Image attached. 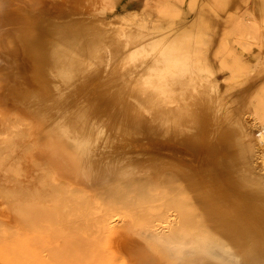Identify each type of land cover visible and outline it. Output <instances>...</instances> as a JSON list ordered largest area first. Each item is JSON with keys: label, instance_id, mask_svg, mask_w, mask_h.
Here are the masks:
<instances>
[{"label": "rangeland", "instance_id": "obj_1", "mask_svg": "<svg viewBox=\"0 0 264 264\" xmlns=\"http://www.w3.org/2000/svg\"><path fill=\"white\" fill-rule=\"evenodd\" d=\"M11 1H14L13 3L11 2L14 4L13 8L16 9L14 10H18L23 16L30 17L31 19L39 17V21L37 19L34 20L35 23L33 25L35 26L36 24L38 26H35V28H39L42 21L44 22L47 18L56 17V19L61 18L64 20L65 17H67V20L71 19L74 24L77 22L78 25H81L79 20L82 18H88L89 20H86L84 23L87 25V28L90 30L95 29L94 33L96 30L97 33L100 32V34L103 32V36L108 38L107 42L110 43V45H99L100 48H97L98 50L96 49L97 51H94V55H96L100 50L99 55L97 53V57L94 55L91 57L92 59L88 61L90 62V65L88 64L89 69H87V72L79 74L76 78L77 80H75L76 82L73 81L74 83L71 85L72 89L69 88L71 92L69 94L71 96H69L71 103L70 109L75 108L72 110L73 113L76 111L78 114L81 111V114H85L86 117L81 115V118L86 122L82 123L83 120L81 121L80 118L79 127H85L84 130L87 131V134L86 131L81 130L80 127L82 132L79 130L77 136L81 138V144L83 146L81 144L79 145L78 142H75V146L74 141L71 142L73 150L70 157L72 159V164L75 163L73 165L71 164L70 168L64 166L66 159L61 155V151V154H59V151H56L57 153L55 154H57V156L54 155L56 159H53L55 161L52 160V163L55 165L53 168L56 175L58 174L55 181L57 186L60 187L63 185L62 188L57 187L58 192L54 195V201H51V199V202L47 201L45 198L48 199L49 196L48 194L46 195V192H43L45 198H43V195H39L41 197L38 199L39 201H33L35 207H29L23 202L22 198L24 196L21 188L19 191L20 186H13L11 188L6 185L4 188V191H6H0V193L3 194L0 196L1 201H4L5 203L6 200V208H0V264H23L25 259H27L26 263L28 264H35L34 259H38L36 264H133L130 262L127 253H125L120 247L119 240L121 237L124 235L130 236L135 233L134 231L139 232L140 230V232L145 233L144 235L148 237L151 235L153 236L152 233H154V230H161L163 227L172 223L174 220L173 218H175L174 208H171L173 206V199H169L171 202L168 200L170 194H168L169 192H167V189L164 186L165 183L162 180L161 171H159L160 168L162 170V167L158 164V167L155 165L157 168L154 167V172V168L152 167L154 165L151 166L149 163L147 164L144 159V161L142 160V158H146L147 156L145 152H151L147 151L146 145L144 144L151 143V141L153 143L172 141L162 135L157 136L152 134L153 130L157 129V131H160L161 128L156 127L155 125H153V127L151 126V110L138 109L137 112L135 98H132L133 93H130L131 97L128 96L130 89H133L134 87H136V90L137 88H141V81H145L148 78L145 76L150 77V75H152L150 71L152 72L153 69L148 68L145 70V67L148 64L154 63L153 58H159L163 50H167V53L162 57L169 56V54L170 57L174 59H178L179 57L176 62V69L180 67L179 64L183 61V63L190 64L191 67L194 68L193 71H196L193 72V74H195L194 77L191 75L192 71L190 70L183 71L182 74L185 75L188 72L186 74L187 77L190 76V78L193 77L194 80L203 82L208 79L209 86L212 85V89L214 87L217 88L213 89V92L211 93L212 96H210L212 100L209 107L211 109L212 106L213 110L209 109L206 117H203L206 108L201 109L202 104H200L199 111L202 113L203 121L200 122L202 135H200L201 142L199 144V149L203 150L199 151V149H197V151H199V155L201 152L203 154L201 153L199 156L196 149H191V147L185 146L188 151H194V155L188 159V162L191 161L190 164H188L192 166V159L194 160L195 158L193 157L196 156L194 163L196 165L200 163L199 167L202 165V171H205L202 173L204 178L201 180L200 186L197 185V182H194L196 186H194L193 190L198 194V196H196L198 202L203 195L209 197L216 196V201L222 203V207L226 206L225 208L228 207V209L232 210L235 218L239 220V222L241 221L240 226L246 230L248 244L252 247L245 251L240 244L239 246L237 244V246L229 247L228 244H225L223 239L218 242L209 237V239L203 238L196 242H183V245L175 243V246L172 249L175 251V248L179 247L177 245H180L182 246L180 249L182 253H190L191 250H194L193 245L196 243L200 249L205 247L201 250L207 259L209 257L211 258L207 260L209 262L208 264H239V262H241V264H250V258L252 257H255L256 264H260V262L264 260V14L262 13L264 0H234L232 8L235 10V8L238 7L239 13H234L235 15L231 16L230 14L232 10L230 9L231 11L228 13L230 17L223 12H220L218 18L212 17L211 15L199 16L202 6L210 0ZM214 5L218 6L217 3ZM197 10L200 11L198 12ZM248 11L249 13L253 12V14L249 15ZM246 12L248 15H242V13ZM47 13L50 14L47 15ZM123 16L124 18L129 17L130 19L127 18L124 20L125 22L121 21L122 19L120 18ZM40 17H42V19ZM247 17H250L249 20ZM38 22L41 23L39 24ZM35 28L32 31L37 34ZM29 35L30 37L32 36L31 34ZM15 38L16 37L13 36L7 37L5 39L6 41H4V48L6 46V49H14V47H18L19 43ZM128 39L131 40L130 42L133 46L129 43ZM155 40L158 41L156 42ZM149 41H152L153 44ZM148 43L151 44H149L151 48H148L150 47ZM125 44L126 46H124ZM125 47H127V49L130 47L133 49L137 48L135 53L137 56L140 54V56L136 58V55H134L135 60L131 59L132 57H129L127 63L122 60L123 56H121V54L127 51L125 50ZM245 49L253 51L250 53H253L254 56L248 61H241L240 59L241 65L237 66V64L232 61L234 58V56L232 57V53H236V50L245 51L246 58L249 53ZM100 56L101 59L99 58ZM190 56L192 59H190ZM180 57L182 58L180 59ZM118 58L119 60H117ZM196 58H199V60L195 61ZM94 59H96V62L98 63H96ZM121 60L124 62L122 63ZM91 62L94 63L92 64ZM193 63L194 67L192 66ZM156 64L157 63L155 62L153 67H156ZM139 71L142 74L139 73L138 77L143 78H138L140 80L136 78L134 79L133 76ZM83 74L84 76H82ZM240 77L243 78L240 79ZM233 78L234 81H232ZM243 89H247L245 95L240 94V92L244 91ZM133 95H135V93ZM204 101H206V99ZM212 102L214 106L212 105ZM131 103H135V106L133 105V107ZM131 107L134 108V111ZM202 107L204 106L202 105ZM83 110H85L84 113ZM123 112L126 114L124 115ZM9 115L11 117L10 119L8 118ZM9 115H0V125L1 123L3 125L8 124L9 122L12 123L17 118L19 122H21L22 119L24 120L21 122L23 125L16 126V128L11 125L10 128H13L11 131H9L10 128L7 126L5 129L6 135L0 136V140L4 141V143L7 142L5 143L7 146L4 144V147H9V149H11L10 151H12V155L7 157L6 155H0V165L6 164L5 166L8 169L9 174L11 172L12 175L15 173L16 175L14 174V177L20 178L21 176L19 177V175L22 174L16 171V169H12V166L15 164L17 165V168H21L26 159L32 160L31 157L34 156H31L33 151L32 153L29 152L31 149L28 148L29 145H27L26 141H23L25 138L24 134H22L26 131L27 127V130L30 129L32 121L30 122L29 119L27 120L26 117L28 115L26 113L25 116H21L22 118L19 116L16 117L11 113H9ZM62 115L63 113L60 114V118ZM3 118L8 120L3 121ZM136 121H142L146 124L145 127H142L143 132L140 134H137L135 128ZM27 122H29L30 125ZM82 124H86V126ZM35 126L33 123L32 127L34 128ZM233 127L240 128V132H238L237 128H235V130ZM91 134L92 137L89 138ZM59 136L60 135L57 137ZM236 141L237 143L241 141L238 144L241 145V147H246L245 152L247 153L246 160H248V165L245 164L241 167L242 164L239 163L240 161L237 160L238 162H236L235 160L232 162V158L236 153ZM31 142V145L34 146V141ZM28 144H30V142H28ZM87 144L89 147L96 149V155L94 156L96 158L105 155L107 156L109 153L111 156L114 155L115 158L130 153V155H127L132 157L129 161L131 162L133 159V161L137 160L138 162H136V164L134 163L135 161L131 162L127 171L129 173V170L135 172L137 171V167L138 172L128 173L127 176L125 173L121 176L119 175V170L112 169V172L115 170L110 174L113 178L109 175V179H112L111 182L113 184L111 182L109 183L108 178L103 179L102 177L101 179L103 172L101 173L102 175L97 172L95 173V171L90 169L87 163H85V161H87V155L84 154V151L85 148L88 147ZM242 144L245 146H242ZM21 146H24V148ZM25 146H27L26 148H28L29 151L27 149L24 151ZM79 146L80 148H78ZM16 149L19 150L17 151ZM78 149L82 150L78 151ZM137 150L140 151L139 153H142V151L143 153L140 155L135 153ZM18 152L23 153L24 157H26L25 155L28 152L30 154H27V158L24 159V157H22L23 154H19ZM97 152L99 153L97 154ZM233 152L235 153L233 154ZM117 153L120 155L116 156ZM80 154L83 155V158ZM28 155H30V158H28ZM11 157H13V159ZM138 158H141L142 161ZM198 161L199 163H197ZM54 162H57V167ZM132 163H134V165ZM146 165H148V168ZM84 166L86 168H84ZM245 168H247V172H244ZM158 171L160 173L156 176ZM66 172L69 177L66 176ZM141 173L142 175H140ZM146 173L147 175H145ZM151 173L153 176H151ZM60 174L65 175L62 176ZM149 174L151 181L148 178ZM206 174H208L209 178ZM245 174L248 180H245L246 178L242 180L241 177ZM30 176L32 177L33 175L30 173ZM140 176H143L144 179H142L143 177L139 179ZM97 178L100 179L98 180ZM213 178L215 182L212 180ZM107 179L108 183L106 182ZM159 179H161L162 183ZM103 180H105L106 183L103 182ZM253 180H256L257 182L255 181L256 183L252 182L251 184L250 182ZM42 181L41 184L44 183L43 185H45L46 178L44 177ZM60 182L61 185L59 184ZM17 183L19 182L17 181ZM214 187H217L216 190ZM218 190L220 191L219 193H217ZM213 191L215 194L212 193ZM16 197H18V199H16ZM224 200L225 202H223ZM49 202L52 204V207H49ZM199 204L206 205L204 202H199ZM214 205L216 204L214 203ZM34 227L35 230L33 234L31 229L33 230ZM27 230L29 231V235L32 233L30 237L27 236V238L31 240L28 239V242L25 241L26 238L23 237L24 232ZM117 231L120 232L117 233ZM141 238L142 237H140V239ZM142 240H144V238L141 239V241ZM33 244H36L35 246L38 251V253H36L37 257L35 252L31 249V245ZM207 248L209 250L211 249V252L207 250ZM251 252H254V254H251ZM236 260L238 261L237 263Z\"/></svg>", "mask_w": 264, "mask_h": 264}, {"label": "bare ground", "instance_id": "obj_2", "mask_svg": "<svg viewBox=\"0 0 264 264\" xmlns=\"http://www.w3.org/2000/svg\"><path fill=\"white\" fill-rule=\"evenodd\" d=\"M11 2H12L11 0H8V1L7 0H0V115L6 116V115H9V113H11L12 115H14L16 117H18V116L21 117V116H25V113H26L28 115L26 117L27 120L29 119L30 122L32 121V125L34 123V126L35 125L36 126L33 128L32 125H30L29 122H27L30 125V129L27 130V128H28L27 126H29V125L26 124L27 125L26 131H24V133H22V134H24V138H25L23 141H26L27 145L30 146V147L28 146V148L31 149V151H29L28 148H26L27 146H25V150L24 149L23 150L26 151V149H27L31 153L33 151V154H31V156L34 155L31 157L32 160L26 159L24 162V165L21 168H17V165L13 164L12 169H16V171H18L19 173L22 174V175H19V177L21 176L20 178L14 177L15 173L12 175L11 171H10L11 173L9 174L8 169L5 166L6 164L0 165V191L1 192H2V190L4 191V188L6 185L10 186L11 188L13 186H20L19 191H20V188L23 191L24 197L22 199H23V202L25 203V205L29 206V207H33V206L35 207V205H33L34 204L33 201H37L38 199H40L41 198L40 196H42L44 194L43 192H46V195L48 194V196H49V197L47 196L48 197V199H47L43 195V198H45L47 201H50V199H51V201H54L53 200L54 195L56 192H58L57 187H59V186H57L56 181H55L58 174L56 175L54 168H53V167H55V165L52 163V160L55 158L54 155L57 156V154H55V153H57L56 151H59V154L62 153L61 155L66 159V163L64 164V166H67L70 168L71 164H72V159H71L70 155H71L72 150H73L72 146H71V142H73V141H74V143L78 142L79 145L82 143V140L79 136H77V133L81 127V126L79 127L81 115L85 116V114H81V111L78 114L76 111L73 113L72 110H74L75 108L70 109L71 103H70V98H69L70 95L69 94L71 93L70 89H72L71 85H72V83H74L73 81L77 80L76 78L79 76V74H82L83 72L84 73L87 72V69H89L88 64L90 63L88 61H90L92 59L91 57L94 55V51H97L98 50L97 48H100L99 45L109 46L110 43L107 42L108 38L103 36L104 35L103 32H101V34H100V32L97 33V30H96L94 33L95 29L90 30L87 28V25L84 23L86 20H89L88 18L87 19L82 18L81 20H79V23L81 25H78L77 22L74 24L71 19L67 20V17H65L64 20L61 18L56 19V17L47 18L44 20V22L42 21V24L39 26V28H35V26L36 27H38V26L36 24H35V26L33 25L35 23L34 20L35 19L38 20L39 17L31 19L30 17L28 18L26 16H23L22 13L20 14L18 10L15 11L16 9L13 8L14 4H12V3L14 1L12 3ZM22 2H24V1L22 0ZM31 2H29V3H31ZM214 2L217 3L219 7L215 6ZM233 2H234V0H212V2L210 0V1H207L205 5L202 6L201 11L199 10L200 12L198 10L197 11L199 12V16L211 15L212 17L218 18L220 16V12H223L225 15H227L229 17H230V15L234 16L235 15L234 13H239V11H238V7L235 8V10H233V8H232ZM36 3H37V1H36ZM26 9H27V7H26ZM230 9L232 10V12L230 15H228V13L231 11ZM31 11H32V9H31ZM175 11H177V10H175ZM27 12H28V10H27ZM33 13H34V11H33ZM262 13L264 14V8H263ZM48 14H50V13H47V15ZM244 14H247V12L242 13V15H244ZM248 14L252 15L253 12L249 13V11H248ZM29 15H30V12H29ZM94 15H97V14H94ZM40 18L42 19V17H40ZM127 18H129V17H127ZM127 18L126 17L124 18V16H123L120 19H122L121 21H124ZM249 18L247 17L248 20H249ZM118 21H120V20H118ZM105 22H107V21H105ZM38 23L40 24L41 22H38ZM210 24H211V22H210ZM90 26H93V25H90ZM34 28H35V31L37 32V34H35V32L32 31ZM96 29H97V27H96ZM29 34H31L32 36L30 37ZM148 35H149V33H148ZM9 36L16 37L15 39H17L18 43H19L18 47H16V48L14 47V49H10V48L6 49V47H7L6 46L4 48V44H5L4 41H6L5 39ZM130 38H132V37H130ZM123 39H124V37H123ZM128 41H129V43H131L130 39H128ZM143 42H145V41H143ZM149 42H151L153 44L152 41H149ZM146 43H145V45H146ZM127 44H128V42H127ZM149 44L150 43H148V45ZM160 44H161V42H160ZM131 45H132V43H131ZM124 46H126V44ZM175 46H176V44H175ZM127 47H129V46H127ZM127 47H125L126 48L125 50H127V51L125 53L121 54V56H123L122 60L127 62V59H129V57L130 58L132 57L131 59L135 60L134 55H136L135 51L137 50V48L133 49L130 47L127 49ZM140 47H141V45H140ZM148 48H151V46ZM245 50L248 51L247 49H245ZM114 51H115V49H114ZM166 51L167 50H163L161 52L160 57L158 55L159 58L155 59V57H154L153 58L154 63L146 65L145 70L148 68L153 69V71H152L153 73L150 71V73L152 75L149 74L150 77L145 76L148 78L145 81L144 80L141 81L142 82V84L140 85L141 88H139V89L137 88V90L135 89L136 87H134L133 89H130L128 96L131 97L130 93L131 94L135 93V95L132 94V98H135L136 106H135V103L132 104L133 102L131 104H132V106L134 105L135 107H137V112H138V109L139 110H141V109L151 110L150 111V113L152 115L151 121H150L151 126L153 127V125H155L156 127L161 128L160 131H157V129L153 130L152 134L157 135V136L162 135V136L170 139V141H172V142H160V143H157V142L153 143L152 141H151V143L145 142L146 144H144V145H146L147 151H151V152H149L151 154H149L148 152H145L147 154V156H146V158H142V160L144 159L145 162L147 164L149 163V165H151V166L154 165V166H152L153 168L154 167L157 168L158 167L157 164L161 165L162 170H161V168H160V170L159 169L158 170L161 171V177H162L163 182L165 183L164 186L166 187L167 192H169L168 194H170V196H171V197L168 196L169 197L168 200L170 198L173 199L172 200L173 206L171 208H174V211H175L174 217L175 218H173L174 220L172 221L171 224H169L167 226L164 225L167 229L165 227H163L161 230L160 229L158 231L154 230V233H152L153 236L151 235L148 237V236L144 235L145 233L140 232L141 230L139 232L134 231L136 234L135 233L132 234L133 233L132 232V233H130V234H132L130 236H128V235L122 236L121 239L119 240V243H120V247L122 248V250L125 253H127L128 258L130 259V262H132L133 264H208L209 262L207 260L210 257L207 259L205 257V255L203 254V251H202L205 247L203 249L201 248L202 249L201 250L200 248H198V246L195 243V245H193L194 250H191L190 253H185V254L182 253V251L180 250L182 248V246H180V245L176 244L179 247L175 248L176 249L175 251H173L174 249H172V248L175 246V243L183 245V242H189V243L190 242H196V241L201 240L203 238L209 239V237L213 238V240L218 241V242L223 239L225 244H228L229 247L237 246V244L239 246V244H240L241 247L245 251L248 250L251 246H250V244H248V237H247V233L245 232L246 230H244L240 226L241 221L239 222V220H237L235 218L234 212L232 210L228 209V207L225 208L226 206L222 207L221 206L222 203H218V201H216V199H217V198H215L216 196L215 197L214 196L209 197L207 195L205 196L202 194L203 196L201 197L199 202H204L206 205L199 204L197 197H196V196H198V194L195 193V191L193 190L194 186H196V184H194V182H197V185L200 186L201 180L204 178V175L202 174L204 170L202 171V167H201L202 165H200V167H199V164H200L199 161L197 162V163H199V164H197L198 166L194 163L196 156L193 157V158H195L194 160L192 159L193 165L192 166L189 165L191 161L188 162V159H189V157L191 158L194 155L193 154L194 151L193 152L188 151V149H186L185 146L191 147V149H196V151H197V149H199V147H200L199 144L201 142L200 135H202V133H201L202 128H201L200 122L203 121V118L201 115L202 113L199 111L200 104H202L204 106V107H202V105H201V109L206 108V110H204L205 112H204V116H203V117H206L208 115V111L210 109L209 105H210L211 100H212V98L210 97V96H212L211 93L213 92V89H217V88L214 87L212 89V85L209 86V82H208L209 80L208 79H207L208 81L206 80L205 82L194 80L193 77L195 74H193V72H196V71H193L194 68H192L190 64L183 63V61H181L182 63L179 64L181 68L179 67L176 69V67H177L176 62L179 59V57H178V59H174V58L170 57V54H169V56L162 57L165 53H167ZM99 52H100V50H99ZM99 52H97L98 55H99ZM235 52L236 53H234V54L232 53V57L234 56L232 61L235 64H237V66L241 65L242 60L248 61V60L252 59L254 56L253 53H250L253 51H248L249 55L246 58H245V55H246L245 51L236 50ZM97 53L94 56L97 57ZM138 55L140 56V54H138ZM144 55H146V54H144ZM139 56L136 55V58ZM96 57H94V58H96ZM117 57H120V56H117ZM99 58L101 59V56ZM181 58L182 57H180V59ZM183 58H185V57H183ZM96 59H98V58H96ZM96 59H94L95 62H96ZM190 59H192L191 56H190ZM190 59H189V61H190ZM204 59H206V58H204ZM240 59H241V61H240ZM117 60H119V58ZM196 60H199V58H196L195 61ZM124 61H122V63ZM151 62H152V60H151ZM155 62L157 63L155 65L156 67H153ZM199 62H201V61H199ZM205 62H207V61H205ZM91 63L93 64L94 62H91ZM96 63H98V62H96ZM122 63H120V64H122ZM198 64H201V63H198ZM221 64H222V62H221ZM99 65H100V62H99ZM193 65H194V63L192 64V66ZM209 66H210V64H209ZM95 67H98V66H95ZM203 67L205 68L204 65H203ZM136 68H135V70H136ZM143 69H144V67H143ZM187 70L192 71L191 72L192 73L191 75L193 76L192 78H190V76H188V77L186 76V74L188 72L185 75L182 74L183 71H187ZM140 71L138 73H135V75L133 73L134 79L135 78L136 79H138V78L142 79L143 78V77L142 78L138 77L139 73L142 74ZM146 73H148V72H146ZM144 75H146V74H144ZM144 75H142V76H144ZM82 76H84V74ZM234 78L232 81H234ZM242 78L240 77V79H242ZM140 79H138V80H140ZM240 79H238V80H240ZM235 83H236V80H235ZM73 86H74V84H73ZM76 89H77V87H76ZM243 90H244L243 92H240L241 95L242 94L245 95V91L247 89L246 90L243 89ZM73 93H74V91H73ZM238 97H239V95H238ZM205 99H206V101H204ZM214 102H215V100H214ZM212 105H213V102H212ZM129 106H131V105H129ZM131 108H130V110H131ZM77 110H79V109H77ZM132 110L134 111V108H132ZM210 110H213L212 106H211ZM60 111L63 113L61 118H60V114H62V113ZM84 112H85V110H83V113ZM57 113L59 114V116ZM125 114L126 113H124V115ZM56 116H58V117H56ZM8 118L9 119L11 118L10 115ZM58 118H60V119H58ZM2 120L7 121L8 119L5 120L3 118ZM23 120L24 119H22V121ZM82 120H83L82 123L86 122V121H84L83 118H81V121ZM21 122H19V120L17 118L12 123L9 122L6 125H3L1 123V125H0V136L6 135L5 129L7 126H8V128H10L11 125H13L12 127L16 128V126L23 125ZM237 122H239V121H237ZM38 123H39V125H38ZM82 125L86 126V124H82ZM145 125L146 124L142 121L136 123L135 128H136L137 134H140L143 132L142 127L143 126L145 127ZM21 127H23V126H21ZM40 127H42V128H40ZM84 128L85 127H81V130L86 131V130H84ZM235 128H237V127H235ZM12 129L10 128L9 131H11ZM154 129H155V127H154ZM239 129H238V132H240ZM81 130H80V132H82ZM7 133H8V131H7ZM84 134H85V132H84ZM86 134H87V131H86ZM58 135H60V136L57 137ZM81 135H83V134H81ZM90 137H92V134L89 136V138ZM235 139H233V140H235ZM16 140H18V139H16ZM31 141H34V144H35L34 146L31 145L32 144ZM86 141H87V139H86ZM237 141L235 144V145H237L236 153L233 152V154L235 153V156L234 155H233L234 157L232 156L233 157L232 162H234L235 160H236V162L240 161L239 163L242 164L241 165V167H242L245 164H247V165L249 164L247 162L248 160H246L247 159L246 158L247 153L245 152L246 147L245 148L241 147V145L238 144L241 141H239L238 143H237ZM28 142H30V144H28ZM244 142H245V140H244ZM5 143H7V142H5ZM5 143H4V141L0 140V155L1 154L6 155V157H7L9 155H12L11 154L12 151H10L11 149H9V147L8 148L4 147ZM76 143H75V146H76ZM243 144H242V146H245ZM249 145H250V143H249ZM22 148H24V146ZM78 148H80V146ZM137 149H138V147H137ZM16 150L18 151L19 149H16ZM79 150H82V149H78V151ZM200 150H203V149H199V151ZM60 151H61V153H60ZM95 151H96V149H93V148L89 147V145H88V147L85 148V151H84L85 152L84 154L87 155V161H85V160L84 161H85V163H87V165L90 167V169H93V171H95V173L97 172L98 174H101L103 172V175L101 174L102 175L101 179H102V177H103V179L104 178L109 179L110 177H112L110 174L115 171L114 170L112 172V169L119 170V175H121V176H123L125 173H126L125 175L127 176L129 173L127 171L129 164H131V162L135 161V160L133 161V159L131 162L129 161V160H131L132 157L127 156V155L128 154L130 155V153H127V155L123 154L122 157L120 154H119L120 155L119 156L117 153L116 156L120 157V158L117 157L118 159L115 158L114 155L111 156L110 153L107 154V156L105 155V156H102L100 158H96V157H94L96 155ZM137 151L135 153H138L139 155L143 153V151H142V153H139L140 151H138V152ZM199 151H197L198 155H199V153H198ZM29 152L28 153L26 152V153L30 154ZM18 153L23 154L21 152H18ZM98 153L99 152H97V154ZM152 153H153V155H152ZM201 153H200V155H201ZM27 154L25 155L26 157H24V154L22 155V157H24V159L27 158ZM82 154H80V156ZM29 156L30 155H28V158H30ZM81 157L83 158V155ZM11 158L13 159V157H11ZM11 158H9V159H11ZM134 159H137V158H134ZM2 160H3V158H2ZM139 160L142 161L141 158ZM22 161H21V163H22ZM53 161H55V160H53ZM80 161H82V160H80ZM136 162H138V161L136 160L134 163L136 164ZM82 163L85 164L84 162H82ZM82 163H81V165H82ZM134 163H132V164L134 165ZM203 164H204V161H203ZM208 165H210V164H208ZM147 166L148 165H146V167ZM56 167H57V164H56ZM132 167H134V166H132ZM73 168H75V167H73ZM84 168H86V167L84 166ZM155 168H154V172H155ZM136 169H137V171H135V172L137 173L138 168L136 167ZM129 171H130V173H135V172H132V170H129ZM156 171H157V169H156ZM159 171H158V173H156V176L159 175V173H160ZM245 171L247 172V168L244 169V172ZM30 173L33 175L32 177L30 176ZM57 173H60V172H57ZM79 173H81V172H79ZM60 175H62V174H60ZM64 175L65 174H63L62 176H64ZM109 175H110V177H109ZM140 175H142V173ZM145 175H147V173ZM66 176L69 177L67 175V172H66ZM148 176H149L148 178L150 179V174ZM151 176H153L152 173H151ZM156 176H154V177H156ZM206 176L208 177V174H206ZM44 177L46 178V184L45 185H43L44 183L41 184V182H43L42 180ZM130 177H129V179H130ZM142 177L140 176L139 179H141ZM161 177H157V178H161ZM241 178H242V180H244L245 178H246L245 180H248L246 174L244 176H242ZM97 179L99 180L100 178H97ZM108 179L106 180L107 183H108ZM142 179H144V177ZM16 180L19 183H17ZM159 180L162 183L161 179H159ZM212 180H214V178ZM251 180H252V178H251ZM111 181H112V179H109V183ZM150 181H151V179H150ZM255 181L253 180L250 183L252 184V182H255ZM61 182H62V180H61ZM61 182L59 183L60 185H61ZM103 182H105V180H103ZM214 182H215V180H214ZM255 183H253V184H255ZM117 184H118V182H117ZM214 185H212V186H214ZM62 186L63 185H61L60 187L62 188ZM102 186H103V184H102ZM199 186H198V188H199ZM126 188H128V187H126ZM161 188H163V187H161ZM214 188H212V189H214ZM216 188H215V190H216ZM138 189H139V187H138ZM161 190H163V189H161ZM163 191H165V190H163ZM206 191H205V193H206ZM201 192L203 193L202 190H201ZM201 192H200V195H201ZM209 192H211V191H209ZM219 192L220 191L218 190L217 193H219ZM161 193H163V192H161ZM212 193H214V191ZM1 194L2 193H0V196H1ZM195 194H197V195H195ZM126 196H128V195H126ZM207 197H209V198H207ZM16 199H18V197H16ZM227 200H228V198H227ZM0 201H1V198H0ZM1 202H3V203H1ZM1 202H0V208L5 209L6 208V206H5L6 200H5V203H4V201H1ZM50 202H49V207H52V204H50ZM170 202H169V204H170ZM223 202H225V200ZM214 203L216 205H214ZM126 208H128V207H126ZM76 210H78V209H76ZM133 210H135V209H133ZM72 215H74V214H72ZM93 220H94V218H93ZM99 220H100V218H99ZM243 227H244V225H243ZM34 230H35V227L33 230L31 229V231H33V234H34ZM28 232H29L28 230L26 232H24L23 237L26 238L25 241H27L29 239V238H27V236L30 237L32 235V233H31V235H29ZM118 232H120V231H117V233ZM140 237H142L141 239L144 238V240H142V241H144L145 243L141 241ZM35 245L36 244L31 245V249L35 252V255H36V253H38V251H37V248ZM226 247H227V245H226ZM207 250H209V249L207 248ZM231 250H233V249H231ZM234 250H235V248H234ZM261 250H262V248H261ZM252 253L254 254V252H251V254ZM247 255H248V252H247ZM36 257H37V255H36ZM249 258H250V256H249ZM26 260L27 259H25L23 264H28V263H26L27 262ZM37 260L34 259L35 264H36ZM237 262L238 261L236 260V263ZM250 262H251L250 264H256L255 257L250 258ZM30 264H32V263H30ZM239 264H241V262H239ZM260 264H264V260H262V262H260Z\"/></svg>", "mask_w": 264, "mask_h": 264}]
</instances>
